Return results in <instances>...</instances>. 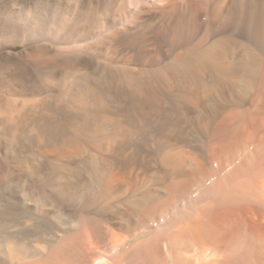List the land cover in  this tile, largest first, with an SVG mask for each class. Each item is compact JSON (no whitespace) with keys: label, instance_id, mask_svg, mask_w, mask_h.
<instances>
[{"label":"bare ground","instance_id":"obj_1","mask_svg":"<svg viewBox=\"0 0 264 264\" xmlns=\"http://www.w3.org/2000/svg\"><path fill=\"white\" fill-rule=\"evenodd\" d=\"M0 264H264V0H0Z\"/></svg>","mask_w":264,"mask_h":264}]
</instances>
